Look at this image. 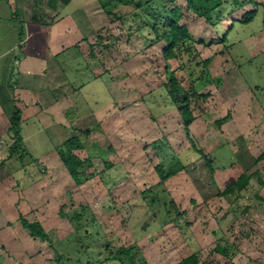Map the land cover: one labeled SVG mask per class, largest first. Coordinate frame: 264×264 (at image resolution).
<instances>
[{
	"label": "rangeland",
	"instance_id": "374dc122",
	"mask_svg": "<svg viewBox=\"0 0 264 264\" xmlns=\"http://www.w3.org/2000/svg\"><path fill=\"white\" fill-rule=\"evenodd\" d=\"M173 1L186 8V0ZM225 1L221 12L226 20L215 26L192 12H185L183 19L201 58L213 57L212 77L223 78L221 88L211 84L201 91L207 98L191 101V131L203 153L213 159L214 175L192 149L177 107L159 85L168 77L152 59L162 44L150 46L146 34L135 29L137 21L129 20L131 30L129 24L97 17L92 55L85 46V58L73 48L56 61L66 79L55 91V96L66 95L57 110L71 108L65 118L58 113L63 122L51 129L33 117L25 126L28 139L9 169L16 171L23 162L36 177L47 180V186L35 185L31 191L28 219L41 221L49 234L47 242L35 238L32 264L104 261L111 249L129 246L147 264H178L191 254L202 264H264V160L250 168L264 151V91L257 94L259 99L252 91L254 85L264 89V0H248L243 8ZM257 3L255 19L240 23ZM18 25L24 29L20 20ZM226 34L223 44L220 39ZM170 64L177 69V62ZM179 78L188 89L186 76L179 73ZM229 112L231 121L217 126L216 120ZM74 136L84 145L75 153L90 163L81 170L79 185L63 166L39 167L42 157L53 155ZM158 141L163 144L160 151L154 144ZM164 155L168 160L178 157L186 169L161 182L155 167ZM241 160L250 168L248 174L258 170L263 183L254 176L241 193L221 196L239 173ZM14 175L20 186L31 182L29 177L21 180L18 172ZM170 201L175 207L168 217ZM83 207V217L93 222L77 226L71 216ZM7 212L13 215L15 209ZM11 229L10 237H16L18 228ZM1 244L6 250L11 247L10 242ZM5 253L0 247V264H9Z\"/></svg>",
	"mask_w": 264,
	"mask_h": 264
},
{
	"label": "crops",
	"instance_id": "0c3cea01",
	"mask_svg": "<svg viewBox=\"0 0 264 264\" xmlns=\"http://www.w3.org/2000/svg\"><path fill=\"white\" fill-rule=\"evenodd\" d=\"M101 16L108 20L98 0H0V235L6 237L12 234L13 226L18 228L16 237L0 239L9 264L33 263L36 241L21 219L32 222L28 219L33 210L31 191L35 185L47 186V180L36 177L34 169L23 162L18 170L9 172L18 153L10 134L11 118L15 112L20 113L21 147L28 139L25 126L33 117L46 129L63 122L58 115L65 118L71 107L63 106L62 112L58 111L66 95L55 96V91L63 88L66 79L56 61L73 48L85 58L83 50L87 46L92 55L91 40L99 31L97 17ZM18 20L24 29L18 27ZM41 49L45 52H39ZM39 162L40 168H65L57 150ZM16 172L21 180L29 177L31 182L20 186L14 179ZM14 209L13 215L7 212ZM4 241L11 243L9 251L1 244Z\"/></svg>",
	"mask_w": 264,
	"mask_h": 264
},
{
	"label": "trees",
	"instance_id": "16d2710c",
	"mask_svg": "<svg viewBox=\"0 0 264 264\" xmlns=\"http://www.w3.org/2000/svg\"><path fill=\"white\" fill-rule=\"evenodd\" d=\"M186 8H182L177 5L173 0H148L144 4H140L135 0H98L99 5L110 23L121 22L122 24H129L130 29H133V25H130L129 20L137 21L136 30L144 32L148 38L150 46L155 44H162V49L155 55L152 62L155 67H163V73L168 77L167 82H159L161 89L167 93L169 100L174 106L177 107L179 114L183 120V127L188 137L191 147L195 152L204 158L207 167L212 175L214 170L211 165L213 159L211 156L205 155L192 134L191 126L195 121V116L191 110V101L195 98H207L208 95L201 93L202 90L209 85L214 84L218 88L223 86L222 77H212L209 67L213 61V57L202 59L198 52L194 39L189 31L188 25L183 22L185 12H192L197 17L205 19L208 24L215 26L217 23L226 20L222 14V8L226 5L225 0H186ZM232 3L239 8H243L250 2L248 0H232ZM258 4V3H257ZM258 6L256 9L244 13L240 19V23H251L258 14ZM234 24V23H233ZM233 28V25H232ZM232 30V29H231ZM263 30H264V12H263ZM226 34L220 39L221 43L227 42ZM212 41L210 44H213ZM171 61L178 63V67L175 70L171 69ZM179 73L186 76L189 80V88H185L182 80L179 78ZM264 89L259 85H254L252 91L256 94ZM258 98V96H257ZM259 99V98H258ZM232 114L229 112L225 117L217 119L215 124L222 126L223 124L231 121ZM20 113L15 112L11 118L10 134L15 138L14 148L18 151L21 149V127H20ZM89 133L88 130L85 131ZM158 146V149L162 148L161 141L154 143ZM84 145L82 140L78 136L67 139L61 146L57 147L58 155L67 169L70 177L73 179L76 185L80 184L81 170L85 165H89L88 160H82L75 151L82 150ZM241 156V154H239ZM167 155H164L159 164L156 165V171L161 179V182H165L170 178L176 176L179 172L186 169V165L181 162L178 157H173L171 160L166 159ZM264 160V151L256 159H253L252 165L256 166L258 163ZM170 162L166 165V163ZM232 164L231 166H234ZM239 173L231 184L226 185L225 189L220 193L221 196H229L236 192L241 193L251 182L252 177L256 176L260 182L263 183L258 170L252 174H248L250 168L246 167L242 163ZM235 167V166H234ZM248 168V169H247ZM166 205V203H164ZM170 209L167 210V216L171 217V209L175 207L173 201H170ZM87 207H83L82 210H76L71 216V221L74 224L83 223L88 225L93 222V219H87L83 217V212ZM60 214L65 216L62 210ZM177 216H181L179 211L176 212ZM174 220V219H173ZM173 220H171L173 222ZM22 225L26 228L32 237L41 241H48L49 234L44 230L43 226L38 221L29 222L22 218ZM77 232L81 231V227L76 228ZM105 248L110 250L109 244L105 245ZM216 250L223 255L227 256L228 252L225 248L217 246ZM113 260L118 264H147L144 258L137 259V253L133 246L121 247L117 251L110 250V254L104 261L88 262L86 264H106V262ZM178 264H202L197 254H191L190 256L182 259Z\"/></svg>",
	"mask_w": 264,
	"mask_h": 264
}]
</instances>
